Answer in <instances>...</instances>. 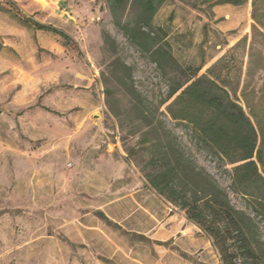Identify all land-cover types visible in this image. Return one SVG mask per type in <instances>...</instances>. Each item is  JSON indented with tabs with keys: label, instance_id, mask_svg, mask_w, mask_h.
Segmentation results:
<instances>
[{
	"label": "rangeland",
	"instance_id": "374dc122",
	"mask_svg": "<svg viewBox=\"0 0 264 264\" xmlns=\"http://www.w3.org/2000/svg\"><path fill=\"white\" fill-rule=\"evenodd\" d=\"M252 1L167 0L154 24L183 68L201 75L225 58L264 149V0ZM185 75L132 44L108 0H0V264H222L212 239L147 184L141 110L257 219L264 239V218L231 188L234 165L164 114Z\"/></svg>",
	"mask_w": 264,
	"mask_h": 264
},
{
	"label": "trees",
	"instance_id": "16d2710c",
	"mask_svg": "<svg viewBox=\"0 0 264 264\" xmlns=\"http://www.w3.org/2000/svg\"><path fill=\"white\" fill-rule=\"evenodd\" d=\"M207 1L235 6L248 2ZM166 2L108 0V5L114 24L132 44L151 53L159 67L168 64L175 72L186 74L162 101V105L169 102L164 114L191 126L201 146L224 166L234 165L228 171L232 190L249 198L256 217L264 218V149L258 146V132L251 117L233 95L235 90L228 80L232 67L222 58L201 75L200 67L183 68L165 39L166 30L154 24L157 12ZM256 3L257 0L252 1L254 9ZM253 18L257 20L255 11ZM35 26L77 47L64 30L40 23ZM124 69L128 72L125 81L132 86L131 68L124 65ZM141 113L147 122L140 140L147 155L143 167L147 184L184 210L187 219L212 239L222 264H264V239L257 219L232 203L227 190L185 151L167 125L159 127L153 113Z\"/></svg>",
	"mask_w": 264,
	"mask_h": 264
},
{
	"label": "crops",
	"instance_id": "0c3cea01",
	"mask_svg": "<svg viewBox=\"0 0 264 264\" xmlns=\"http://www.w3.org/2000/svg\"><path fill=\"white\" fill-rule=\"evenodd\" d=\"M249 1V0H248ZM248 3V2H247ZM228 5H232V4H228ZM235 6V5H234Z\"/></svg>",
	"mask_w": 264,
	"mask_h": 264
}]
</instances>
